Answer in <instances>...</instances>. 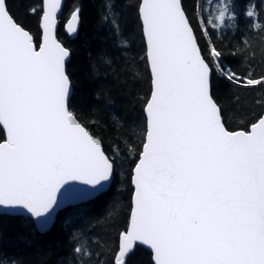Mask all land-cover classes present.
I'll return each instance as SVG.
<instances>
[{
	"label": "snow or ice",
	"instance_id": "6c2138e0",
	"mask_svg": "<svg viewBox=\"0 0 264 264\" xmlns=\"http://www.w3.org/2000/svg\"><path fill=\"white\" fill-rule=\"evenodd\" d=\"M60 7L47 0L37 51L0 0V213L23 210L41 232L61 197L65 206L87 200L116 171L115 158L70 109L68 52L54 35ZM139 13L152 88L120 256L139 241L154 264H264V116L249 132L229 131L210 91L213 71L239 85L264 81L223 67L215 46L213 69L181 0H141Z\"/></svg>",
	"mask_w": 264,
	"mask_h": 264
},
{
	"label": "trees",
	"instance_id": "16d2710c",
	"mask_svg": "<svg viewBox=\"0 0 264 264\" xmlns=\"http://www.w3.org/2000/svg\"><path fill=\"white\" fill-rule=\"evenodd\" d=\"M218 1L183 0L204 58L216 68V58L209 57L215 46L223 67L264 81V0H235L233 18L223 15V22ZM140 2L66 1L58 37L72 52L67 65L73 86L70 109L115 158L114 181L94 200L61 211L53 228L43 234L29 217L0 215V264H118L121 237L129 229L133 210V169L152 88ZM8 6L39 48L43 0H8ZM75 12L82 24L78 37L71 39L65 24ZM212 94L229 131L248 132L264 115L262 84L231 83L213 71ZM5 139L0 131V143ZM77 246L79 254L74 251ZM125 264H154L153 254L138 246Z\"/></svg>",
	"mask_w": 264,
	"mask_h": 264
},
{
	"label": "water",
	"instance_id": "95a60500",
	"mask_svg": "<svg viewBox=\"0 0 264 264\" xmlns=\"http://www.w3.org/2000/svg\"><path fill=\"white\" fill-rule=\"evenodd\" d=\"M66 1L67 0H61V7H60V10L58 11V13H57V22H56V27H55V31H54V35H55V39H56V41H57V43H59L67 52H68V56L66 57V59H65V70H66V74H67V65H68V63L71 61V59H72V52L68 49V48H66L64 45H63V43L59 40V37H58V32H59V29H60V20H61V17H62V15H63V12H64V7H65V3H66ZM181 3H182V7H183V0H181ZM46 6H47V0H43V15H44V10H45V8H46ZM183 10H184V7H183ZM185 11V10H184ZM76 15H77V20L74 22L73 21V16L67 21V23L65 24V31H66V33L68 34V36L71 38V39H76L77 37H78V35H79V32H80V29H81V24H82V21H81V17H80V15H79V13L78 12H76L75 13ZM185 14H186V12H185ZM43 15H42V18H43ZM41 18V31H42V44H41V46H43V44H44V42H45V33H44V31H43V19ZM186 18L188 19V21H189V18L187 17V14H186ZM16 21V20H15ZM17 22V21H16ZM19 24V23H18ZM189 24H190V27H192V25H191V23H190V21H189ZM69 25H73V28H74V30H70L69 29ZM22 26V25H21ZM23 27V26H22ZM24 28V27H23ZM193 28V27H192ZM24 30H26L32 37H33V35L31 34V32L29 31V30H27V29H25L24 28ZM193 30H194V28H193ZM194 35L196 36V33H195V31H194ZM196 38H197V36H196ZM198 40V39H197ZM33 43H34V47L36 48V50L37 51H39V49H40V47L39 48H37L36 47V44H35V42H34V37H33ZM147 47V46H146ZM198 47L201 49V47H200V45H199V42H198ZM201 52H202V50H201ZM202 56H203V53H202ZM204 57V56H203ZM149 65V64H148ZM68 75V74H67ZM70 79V78H69ZM210 91H211V95H212V97H213V94H212V76H211V87H210ZM72 93H73V86H72V83H71V81H70V100H71V97H72ZM213 99H214V97H213ZM214 101H215V99H214ZM216 102V101H215ZM217 103V102H216ZM218 105V104H217ZM218 107H219V105H218ZM220 108V107H219ZM221 110V109H220ZM221 113H222V111H221ZM264 116V115H263ZM222 119H223V116H222ZM223 122H224V119H223ZM225 124V123H224ZM226 126V125H225ZM227 128V127H226ZM228 129V128H227ZM250 131H251V129H250ZM91 132V131H90ZM237 132H239V131H237ZM244 132H247V131H244ZM249 132V131H248ZM92 133V132H91ZM98 138V137H97ZM101 140V139H100ZM3 143V142H2ZM102 148H103V150H104V146H103V143H102ZM104 152H105V150H104ZM106 153V152H105ZM106 155H108L107 153H106ZM109 156V155H108ZM114 177H115V174H114V176H113V178L111 179V181H110V183H108V184H106L105 186H104V188L103 189H101L96 195H94L93 197H91V198H89V199H87V200H80V201H73L72 203H69V204H67L66 206H65V203H64V198L63 197H61L60 199H61V207L59 208V209H57V211L55 212V213H53V219H52V222L50 223V225H49V227H48V229H47V231H44V232H41L38 228V230H39V232L40 233H46V232H48V231H50L51 229H52V227L54 226V224H55V221H56V218H57V216H58V214L61 212V211H63V210H65V209H68V208H70V207H73V206H78V205H82V204H85V203H87V202H89V201H92V200H94L95 198H97L99 195H101V194H103V193H105L106 191H108L109 189H110V187L112 186V184H113V181H114ZM76 185H77V187H79V188H82V187H85V186H83V185H80L78 182H76ZM133 187H134V185H133ZM134 197V196H133ZM133 206H134V199H133ZM132 214H133V210H132ZM0 215H10V216H24V217H29V218H31L32 220H33V218L29 215V214H27L25 211H23V210H20V209H16V210H4L2 213H0ZM34 221V220H33ZM131 222H132V215H131V219H130V225H129V229H128V231L130 230V227H131ZM35 223V222H34ZM36 225V224H35ZM37 227V226H36ZM127 231V232H128ZM126 234V233H125ZM123 244H124V235H122V237H121V241H120V250H119V253H118V256H117V263L118 264H125V260H126V258L127 257H129L135 250H136V248L138 247V246H141V247H144L145 249H147L148 251H150L152 254H153V251L150 249V247L149 246H147V245H144V244H142V243H140L139 241H136V242H133V246H132V248L130 249V250H128V251H126V253H125V256L124 257H121L120 256V252H121V250H123ZM153 259H154V255H153Z\"/></svg>",
	"mask_w": 264,
	"mask_h": 264
},
{
	"label": "rangeland",
	"instance_id": "374dc122",
	"mask_svg": "<svg viewBox=\"0 0 264 264\" xmlns=\"http://www.w3.org/2000/svg\"><path fill=\"white\" fill-rule=\"evenodd\" d=\"M218 7L222 10L221 13L228 18H233V11L236 9V2L235 0H219ZM223 22V20H221Z\"/></svg>",
	"mask_w": 264,
	"mask_h": 264
},
{
	"label": "bare ground",
	"instance_id": "6f19581e",
	"mask_svg": "<svg viewBox=\"0 0 264 264\" xmlns=\"http://www.w3.org/2000/svg\"><path fill=\"white\" fill-rule=\"evenodd\" d=\"M205 6H209V5H205ZM204 7V6H203ZM212 12V11H211ZM76 13V12H75ZM80 14V13H79ZM201 16V15H200ZM205 17V16H204ZM209 17V16H208ZM212 17V16H211ZM42 18V17H41ZM134 195V194H133ZM77 207V206H76ZM59 216V215H58ZM20 217H22V216H20ZM53 228V227H52ZM41 234H43V233H41Z\"/></svg>",
	"mask_w": 264,
	"mask_h": 264
}]
</instances>
